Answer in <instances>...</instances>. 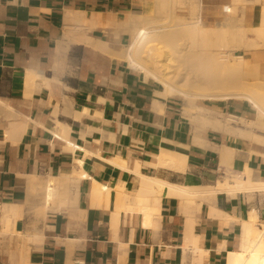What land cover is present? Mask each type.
<instances>
[{"label":"crops","instance_id":"obj_1","mask_svg":"<svg viewBox=\"0 0 264 264\" xmlns=\"http://www.w3.org/2000/svg\"><path fill=\"white\" fill-rule=\"evenodd\" d=\"M202 1L207 20L231 2ZM263 1L247 4V25L259 23ZM144 2L0 0V264H193L196 248L205 251L202 264H226L242 221L252 212L264 221V191L189 202L167 187L159 196L143 188L136 170L188 186L231 180L245 167L264 180L263 142L202 128L193 143L183 99L158 95L159 82L113 55L130 40L118 24ZM256 59L264 63V48L250 51ZM202 105L249 112L231 99ZM178 145H188L184 171L154 165L161 148ZM221 145L242 154L221 166ZM80 170L69 185L73 202L43 214L39 183ZM11 205L15 216L7 217Z\"/></svg>","mask_w":264,"mask_h":264},{"label":"bare ground","instance_id":"obj_2","mask_svg":"<svg viewBox=\"0 0 264 264\" xmlns=\"http://www.w3.org/2000/svg\"><path fill=\"white\" fill-rule=\"evenodd\" d=\"M236 1L238 0H231L229 4L223 5V11L234 13ZM176 6H181L185 14H176ZM202 6V0H145L140 12L129 14L125 21L118 24L119 29L129 33L130 40L119 52H113V55L124 59L128 66L140 72L144 79L150 78L159 82L163 90L158 95L179 96L183 99L184 113L193 125V143L202 142L199 133L202 128L230 133L250 141L264 142V135L252 129L264 120V94L256 97V90L241 84V75L246 72L244 67L247 68L246 74L251 75L253 66L247 55H232L224 51L228 38L238 42L234 45L235 49L264 46V4L261 6L259 23L248 27L242 25L241 18L238 23L227 22V17L214 25L203 23L202 14L199 13ZM156 14L165 15L169 21H159ZM72 33L73 30L69 27L65 36L68 37ZM180 39L184 40V45L178 43ZM88 43L99 50L109 51L105 43L92 40H88ZM185 60L190 65L188 72H185L184 67L179 68L181 63L184 65ZM198 99L213 102L244 100L255 110V117L248 119L233 113L218 112L197 104L195 101ZM187 147L188 145H178L173 149L161 148L160 153L154 156V165L184 171ZM218 151L221 166H229L235 155L242 154L225 145H221ZM76 162L81 165L80 160ZM136 172L145 190L152 193L156 190L155 193L159 196L167 187L168 195H176L189 202L208 199L221 192L232 195L238 191L248 194L264 191V180L255 178L247 167L241 176L232 177L231 180L226 178L214 185L195 186L175 184L156 176L141 174L138 170ZM82 174L81 170L59 177L48 174L39 183L43 199L41 212L44 214L47 210H58L72 203L74 199L69 185L74 178H81ZM97 188L102 189L99 184ZM10 207L7 217L15 216V207ZM144 211L147 219H150L149 214L157 210L152 207L145 208ZM210 213L226 215L211 205ZM16 237L22 242L30 240L20 234ZM35 238L31 240L34 241ZM18 246L20 253L26 249L23 243ZM203 253L205 251L202 249L194 250L193 264H202ZM226 264H264V221H260L255 212L242 221L237 249L228 253Z\"/></svg>","mask_w":264,"mask_h":264},{"label":"rangeland","instance_id":"obj_3","mask_svg":"<svg viewBox=\"0 0 264 264\" xmlns=\"http://www.w3.org/2000/svg\"><path fill=\"white\" fill-rule=\"evenodd\" d=\"M260 1L261 0H257V1L255 0V1L248 2L246 0H238V1L235 2V12L234 13L224 12L223 9H222L223 5H221L220 6V9H221L220 10L221 11L220 15H218L217 18L211 19V20L204 19V17L208 16L207 14L209 13V7H207L205 4H203V6L200 7L199 13L202 14L203 23H206L208 25H214L216 22L223 21V19L227 17V22H230V23H231V21H234V22L238 23L237 22L238 19L241 18L242 19V25H245V26L248 27L250 25L249 24L247 25V23L245 22L244 10H245L247 4H255V3H258ZM175 13L179 14V15H184L185 14L184 9L181 6H176L175 7ZM156 18L159 21H161V22H164L166 20L169 21L168 17H165V15H163V14H156ZM173 21H174V19H173ZM178 43L179 44H183L185 42H184L183 39H180L178 41ZM226 44L227 45L224 47V51H227V53L232 54V55L233 54H236V55L242 54L244 56L245 55L248 56L252 49L264 48V46H259L257 48H252V47L251 48H241L240 47L239 49H235L234 45L238 44V42H233L231 38H228ZM161 53H163V52H161ZM262 62L263 61L258 60V59H256L253 62H250L251 66H253V69H254L252 74L251 75L246 74L247 73V68L244 67V70L246 72H244L241 75V84L244 87H247V88L249 87L251 89L256 90L258 92L255 95L256 97H259V95H261L262 93L264 94V63H262ZM183 63H184V65L181 63L179 68L184 67V68H186L185 72H188L189 69H190L189 62L185 60ZM254 72H255V74H254ZM250 77H252V78H250ZM237 101H240V100H237ZM241 101L243 102V104H245L248 107V111L249 112H246V113H243V114L241 113L242 115H240V116H242L244 118H248V119H253L255 117V110L250 106V104H248L244 100H241ZM195 102L197 104L208 103V101L204 100V99H198ZM252 129L254 130V132H257V133H260V134L264 135V120L260 124L254 125V127H252Z\"/></svg>","mask_w":264,"mask_h":264}]
</instances>
